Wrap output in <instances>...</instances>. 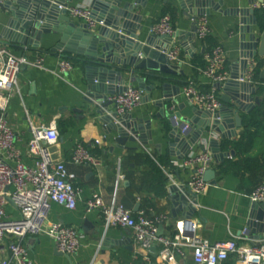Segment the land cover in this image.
I'll list each match as a JSON object with an SVG mask.
<instances>
[{
	"label": "crops",
	"instance_id": "obj_1",
	"mask_svg": "<svg viewBox=\"0 0 264 264\" xmlns=\"http://www.w3.org/2000/svg\"><path fill=\"white\" fill-rule=\"evenodd\" d=\"M141 1L146 2L144 6L138 8L142 16L141 34L143 36L153 33L152 28L162 15L169 14L168 8L174 10L172 23L175 32H183L182 35L176 36L168 47V50L173 45L179 47L181 61H168L165 56L169 64L177 66V72L183 71V74L166 75L172 78L170 81L172 85H179L180 94L174 96L171 102L165 103L163 108L168 112L177 113L179 120L190 124L188 120L192 116L194 106L183 98L182 88L190 81L204 91L209 90L213 85L211 79L202 72L205 66L194 67L191 59L195 54L203 53L204 56L205 39L210 37L213 40V47L218 45L224 52L225 70L229 77L232 73H240L241 67L237 63L240 58L239 18L234 13V9L248 6V0H214V2H220L219 9L211 8L209 15L197 18H189L183 14L177 0H138L137 3ZM90 2L91 0H73L69 5L90 8ZM254 4L250 6L254 7ZM7 15V12L0 8V22L4 21ZM67 16L76 25L82 24L81 20L68 14ZM201 17L206 18L209 30V34L204 39L196 35V21ZM58 38L57 34L47 36L38 48L5 47L8 52L27 58L18 74L17 88L8 92L5 111L7 120L15 131L16 145L21 150L22 161L27 165H32L34 161L27 153V143L31 137L30 124L36 126L54 124L59 137L51 146L52 154L55 159L63 160L68 170L76 174L74 182L77 190L76 208L70 210L59 203H52L48 220L78 229L83 235L80 247L68 258L56 250L50 236L42 233L25 239L29 255L35 264H157V259L149 251L138 247L134 242L133 232L129 228L117 226L106 228L100 212L88 210L85 201L93 194H100L108 203L112 201L122 203L131 210L133 216L143 215L153 218L166 215L167 220L160 224L163 226L161 236H171L175 232L176 222L184 216L185 212L178 210L174 211L173 215L174 207L169 198L170 186L187 184L192 176L193 168L181 167L179 163L189 154L209 152L207 142L204 143V149L194 144L190 153L180 159L183 150L180 146L174 147L171 144L172 139L168 136V119L157 116L160 108L154 101L162 98L161 90L158 88L160 82L155 78L156 72L146 69L140 71H145L151 77L128 74L125 77V84L139 87L137 79L141 77L145 85L153 86L150 94L151 101L142 100L127 113L132 118L151 120L152 143L127 141L126 149L114 146L115 133H106L98 115L90 111L91 106L84 100L86 90L84 67L74 62L69 72L64 74L58 72L59 60L67 58L60 51L50 50ZM2 48L4 47H0ZM263 58L257 56L254 60H249L247 68L252 61L257 64L256 59H259L262 62L261 71L264 68ZM2 60L3 56L0 55V64ZM37 60H40V63ZM252 79L250 83L255 91H251V94L253 98L257 97L260 103L262 94L257 88L258 82ZM260 79L264 80V78ZM143 92L145 95L144 90ZM217 93L220 98L224 92L222 89H217ZM254 106L256 105L253 104L250 110ZM107 109H113V107L109 106ZM250 110L239 113L242 119L241 126L235 128V135L230 139H222L219 134L212 133V136L218 140L221 152L231 150L234 152L233 155L225 156L221 161L239 159L242 162L243 157L236 155L233 142L240 137L243 130V116ZM95 139H100L101 144L94 145ZM223 143L226 144L225 148H222ZM77 144L87 146L91 154L94 149L99 150L98 154L92 155L100 165L95 167L87 163L73 164L70 159ZM249 153L264 160V135L256 137L254 147ZM145 156L152 158L158 164L162 158L168 160L166 165H160L166 178L165 193L162 196H157L152 190L151 169L143 162ZM221 161L215 162L213 156V162L209 167L216 171V182L213 184L206 182L204 190L196 197L194 205L196 210L192 215L196 223V234L210 241L232 240L244 236L238 239L239 243L249 246L258 245L264 241V232L255 231V227L249 226V222L256 221L253 219L255 215L263 216L264 208L254 206L249 194L264 181H259L250 173H246L244 177L233 173L222 174L218 169V163ZM136 205H138L137 208ZM7 213L12 217L18 216L17 210L10 204L7 206ZM260 223L257 221V224ZM153 245L159 252L160 243L155 241ZM6 256L0 252V259ZM174 257L177 264H195L192 251L188 247H183L181 254L174 252ZM145 258L148 260L145 261ZM221 264H234V259L230 257Z\"/></svg>",
	"mask_w": 264,
	"mask_h": 264
},
{
	"label": "water",
	"instance_id": "obj_2",
	"mask_svg": "<svg viewBox=\"0 0 264 264\" xmlns=\"http://www.w3.org/2000/svg\"><path fill=\"white\" fill-rule=\"evenodd\" d=\"M73 0H11L0 3V8L7 12V18L0 22V47H18L21 49L38 48L45 37L52 34L59 36L51 51L62 52L65 57L81 64L85 69L86 90L84 100L90 105V111L97 114L106 133L114 132V146L126 149V142L139 141L142 144L152 143L151 120L132 118L128 113L118 115L114 111L111 96L126 89L125 77L128 74L147 75L145 71L156 72L159 80L158 88L162 98L154 101L160 110L158 117L168 119L169 138L174 147L183 150L182 159L188 155L196 144L201 149H207L214 156L215 162L234 152H221L218 140L212 136L217 133L222 139H230L235 135V128L240 127L242 119L240 112H248L253 104L258 105L259 99L253 98L250 82L244 79L247 74L249 60L257 56L264 57V30L260 31L255 8L250 5L262 0H248V6L234 9L239 18L238 34L240 39V58L238 66L240 73H232L223 84L214 83L219 90L222 102L220 108L211 113L197 107H192V116L188 120L189 128L181 131L185 122L178 119V114L165 110L164 104L180 94L179 85L171 84V77L166 75L183 74L177 72V66L169 64L165 58L169 44L183 32L176 31L172 35L152 33L141 34L142 16L138 12L144 1L138 0H91V16L103 25L94 31L88 30L85 24L76 25L69 20L65 7ZM183 14L189 18L209 15L211 8L219 9L220 2L214 0H177ZM63 6V8H60ZM233 11V10H231ZM230 12V11H229ZM160 73L161 75H159ZM150 75V74H149ZM264 78V68L260 71ZM139 87L145 91L143 101H151L153 86H147L141 77L137 79ZM178 81V80H175ZM179 83V81H178ZM252 103V104H251ZM112 106L113 109H107ZM80 111V109H76ZM176 117L178 122L174 119ZM216 171L209 167L203 172V180L210 184L216 182ZM169 198L174 211H184L183 217H191L196 210V197L188 185L170 186ZM10 203L11 201L8 200ZM261 206V204H254ZM138 205H136V208ZM249 226L255 231L264 232V215H255ZM260 221V224H257ZM163 234V226L158 227L157 236ZM130 249V246H129ZM149 253L157 259V264H163V259L155 245L148 248ZM68 258L69 255L65 254Z\"/></svg>",
	"mask_w": 264,
	"mask_h": 264
},
{
	"label": "built area",
	"instance_id": "obj_3",
	"mask_svg": "<svg viewBox=\"0 0 264 264\" xmlns=\"http://www.w3.org/2000/svg\"><path fill=\"white\" fill-rule=\"evenodd\" d=\"M5 0H0L4 3ZM63 8V6H60ZM254 8H264V0L254 4ZM69 16L77 18L85 24L88 30L94 31L103 25L91 16V10L85 6L65 7ZM158 35H172L175 28L170 14H164L152 28ZM209 34L207 21L201 17L196 21V35L204 39ZM3 60L0 64V252L6 258L0 259V264H35L29 255L25 244L28 236L47 234L55 244L56 250L62 254H75L81 245V232L61 222L48 220L52 203H59L73 210L77 203V190L74 184L76 174L69 171L63 160L54 158L51 146L59 137L54 124H30L31 137L27 143V153L34 159L32 165L25 164L21 150L16 145V134L7 120L6 107L8 92L17 88L18 74L27 58L14 55L0 49ZM165 56L168 61H181L180 49L173 45ZM206 65L202 72L211 79L212 84H223L229 79L225 70L224 52L220 46L210 48L204 54ZM264 60V58H263ZM40 63V60H37ZM256 62L252 61L245 81L252 82ZM73 68L68 58L58 62V72L64 74ZM183 98L191 105L215 113L221 106V101L214 85L209 90L199 89L194 82H188L181 90ZM143 89L127 86L126 89L110 97L114 102V111L118 115L130 112L141 103ZM173 108V107H172ZM176 122L178 119L174 117ZM189 125L184 124L182 132ZM101 140L95 139L94 145H100ZM70 161L73 164H91L99 166L90 150L84 144H77L72 151ZM213 162L211 153L204 151L189 154L179 166L193 168V173L186 185L198 195L205 186L203 172ZM250 201L264 206V183L257 185L249 194ZM10 200L11 203L8 201ZM12 205L18 213L12 217L7 213V206ZM196 203H194L195 205ZM88 210H98L106 228L117 226L129 228L133 232L134 242L138 247L148 251V248L158 242L161 245L159 254L163 264H177L174 252L182 253L183 247L191 249L195 264H221L228 258L234 259V264H264V241L255 246L239 243L238 239L210 241L196 234L194 217H182L175 224V232L171 236H157L158 226L167 220L166 215L148 218L143 215L133 216L131 210L122 203L106 202L102 195L93 194L85 201ZM245 233V232H244ZM147 258V256H146ZM145 258V261L148 259Z\"/></svg>",
	"mask_w": 264,
	"mask_h": 264
},
{
	"label": "trees",
	"instance_id": "obj_4",
	"mask_svg": "<svg viewBox=\"0 0 264 264\" xmlns=\"http://www.w3.org/2000/svg\"><path fill=\"white\" fill-rule=\"evenodd\" d=\"M167 13L171 18L174 15V10L167 9ZM256 18L261 30H264V8L256 9ZM207 52L213 47V40L210 37L205 39ZM204 52V53H205ZM71 60V59H70ZM72 61V60H71ZM257 64L254 68L253 78L258 82L257 88L262 94L260 103L254 106L249 113L243 116V130L240 137L233 142V147L238 157H243L242 162L238 160L226 159L218 163L219 172L222 174L233 173L240 177H244L246 173H250L252 177H257L259 181H264V160L259 157L252 156L249 152L254 147L256 137L264 135V80L260 79V69L262 62L256 59ZM75 61H72L74 63ZM191 63L194 67H204L206 61L202 54H195L191 59ZM145 77L149 78L151 75L147 74ZM226 144H222V148H225ZM91 152V151H90ZM100 151L94 149L92 154H98ZM143 162L151 169L150 183L152 190L157 196H162L165 193V175L160 168V165H166L168 160L160 159L159 164L152 158L145 156Z\"/></svg>",
	"mask_w": 264,
	"mask_h": 264
}]
</instances>
